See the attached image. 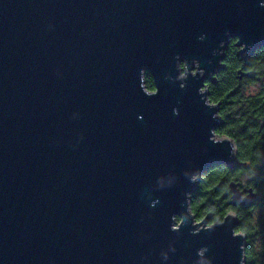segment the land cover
Returning <instances> with one entry per match:
<instances>
[{"label":"water","instance_id":"water-1","mask_svg":"<svg viewBox=\"0 0 264 264\" xmlns=\"http://www.w3.org/2000/svg\"><path fill=\"white\" fill-rule=\"evenodd\" d=\"M226 29L246 43L239 55H251L264 45V8L257 0H0V264H160L169 240L177 251L168 264H189L202 244L215 264H237L239 238L225 228L168 230L191 187L183 177L148 191L189 160L238 166L226 143L207 140L220 122L198 103L200 82L179 89L163 79L176 53L204 66ZM141 67L157 95L137 86Z\"/></svg>","mask_w":264,"mask_h":264},{"label":"clouds","instance_id":"clouds-1","mask_svg":"<svg viewBox=\"0 0 264 264\" xmlns=\"http://www.w3.org/2000/svg\"><path fill=\"white\" fill-rule=\"evenodd\" d=\"M257 3L264 8V0ZM224 36L226 39H219L211 49L204 66L199 58L176 53L172 71H165L163 79L179 89L188 87L190 78L200 82L196 87L198 103L209 110L210 120L220 122L207 128V140L226 143L229 157L238 166L230 168L216 162L201 168L189 160L179 174L169 171L158 175L148 191L170 189L183 177L191 187L182 191L178 210L169 215L168 230L180 233L187 227L190 235L197 236L225 228L231 238H239L237 264H264V45L251 55L241 56L246 43H240V38L227 29ZM196 39L204 41L206 34L202 32ZM213 58H217L216 66ZM137 86L148 97L159 93L155 77L147 68H139ZM178 113L179 108L174 106L172 114ZM79 116L73 111L70 118ZM137 119L143 116L138 114ZM83 138L79 134L76 142ZM157 202L149 199V207ZM176 251L175 240H169L159 251L160 264H168ZM189 264H215L209 245L196 247Z\"/></svg>","mask_w":264,"mask_h":264},{"label":"trees","instance_id":"trees-1","mask_svg":"<svg viewBox=\"0 0 264 264\" xmlns=\"http://www.w3.org/2000/svg\"><path fill=\"white\" fill-rule=\"evenodd\" d=\"M237 167V166H236ZM230 168H235V167H230Z\"/></svg>","mask_w":264,"mask_h":264}]
</instances>
